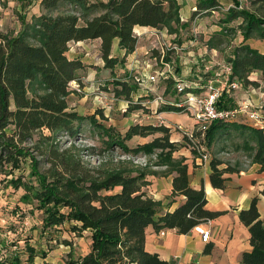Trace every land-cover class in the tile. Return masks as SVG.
I'll return each mask as SVG.
<instances>
[{
    "label": "trees",
    "instance_id": "obj_1",
    "mask_svg": "<svg viewBox=\"0 0 264 264\" xmlns=\"http://www.w3.org/2000/svg\"><path fill=\"white\" fill-rule=\"evenodd\" d=\"M232 1L235 6L217 19L222 29L208 40L210 47L219 49L236 31L243 35V42L264 40V0H248L246 5ZM219 2L200 0L195 13L211 14L223 5ZM40 5L42 12L23 17L16 34L0 31V174L12 175L5 180L25 190L24 201L36 202L42 211L43 233L67 222L78 236L91 231L89 251L75 257L71 249L67 264H171L146 249L148 226L156 232L176 229L186 234L199 223L222 214L206 208L204 188L191 186L186 157L174 156L182 147H189V142L186 137L172 140V128L165 124L135 123L122 133L103 121L107 118L103 109L84 115L71 108L69 84L80 80L78 71L84 65L80 59L70 58L68 51L73 41L99 39L105 67L114 68L120 61L111 56L115 39H119L121 48L132 52L138 42L134 32L138 25L166 29L178 37L187 27V22L181 21L180 4L177 0H41ZM237 21L236 26L229 25ZM168 55L165 59L171 61ZM226 62L232 65V79L245 87H260L264 93L263 52L243 43L235 47ZM115 80L114 94L132 101L139 82L135 78ZM165 82L167 88H175L173 76ZM224 96L218 105L229 106L231 99ZM141 107L140 103H130L127 111ZM159 110L182 109L164 104ZM233 122L211 123L201 138L206 151V145L212 146ZM87 124L100 143L94 147L100 151L121 150L126 158L103 159L94 166L83 161L75 144L60 146L64 135L76 138ZM235 126L244 131L243 146L251 163L260 164L264 170V128L248 122ZM134 136L152 139L129 146ZM141 155L154 156L155 160L138 164L134 158ZM27 162L29 175L16 174ZM223 163L217 157L211 160L210 179L216 188L226 187V173L243 170L239 164L221 168ZM157 166L163 170H155ZM172 173L173 195H184L186 200L174 211L159 215L161 202L145 190L147 177ZM118 186L121 189L116 192ZM240 219L249 228L252 245L243 253L242 263L264 264V219L260 218L257 197L248 209L240 211ZM38 257L45 260L48 251L30 239L21 246L16 240L0 238V264H35Z\"/></svg>",
    "mask_w": 264,
    "mask_h": 264
},
{
    "label": "crops",
    "instance_id": "obj_2",
    "mask_svg": "<svg viewBox=\"0 0 264 264\" xmlns=\"http://www.w3.org/2000/svg\"><path fill=\"white\" fill-rule=\"evenodd\" d=\"M40 1L41 0H38V13L34 11L33 14L38 15L42 12ZM177 1L180 4L181 18H184L186 20L185 22L191 24L190 27H186L185 29H191L194 33V37L188 40L184 39L180 44H177L178 49L173 50L172 54H169L168 51L169 55H167L171 59L173 68L175 69L177 65L182 66L181 70H178V74L172 72L170 76L184 80L187 83L192 82L193 79L199 83H204V78L211 75V73H205L204 67L208 63L214 64L215 60H218L212 54L214 49L217 50V52L218 49L210 47L208 45V40L213 34L222 29V25L217 22L220 12L215 14H206L204 12L195 13L196 11L194 8L198 7L200 0ZM230 3H233V1L220 0L219 2V4L223 5H228ZM33 14H30L29 18ZM210 22L213 23L208 25ZM238 23L239 21L232 24L230 23L229 25L236 26ZM154 29L160 30L161 28L139 25L134 28V32L138 37V42L136 48L132 52H127L126 49L121 48L119 39H115L111 56L118 57L119 59L123 58V60H125L122 64V66H124L122 71L125 75L117 79L130 80L133 78L132 75L135 76V74L141 72L143 75L153 74L155 70V68H153L154 64H161V66H163L162 63L156 61L155 58L160 54L163 45L167 43L166 37L170 36L174 39H179L183 38L185 33L184 29H181V33L177 37L176 34H170L166 29H161L164 31L163 34L157 35L153 33ZM238 33H240V31H238ZM202 37L203 40L201 39ZM235 40V42H237L236 46L247 43L251 47L264 53V40L262 39L251 38L243 42V35L240 34L237 35ZM100 45L99 39L73 41L70 43L69 52L72 53V55L70 54L71 57H69L72 59H80L83 62L84 68L88 73V80L93 79L94 72H98L100 68L97 66L100 65L99 60H102L103 63L101 71L104 69L105 62L101 55ZM215 55L217 56V54ZM231 55L232 54H228V56ZM93 57L97 58L95 62L92 60ZM216 66L217 65H215V68ZM106 69H108V67ZM109 69L114 72L118 71V68ZM201 74L202 77H200ZM256 75L259 76V74ZM113 79H116V77ZM165 79L166 78L162 79L163 83L161 85L164 90L156 93H154L156 82L154 81V83L146 79L145 84L139 86L138 91L132 94V101L101 91L107 96L104 102L101 103V107L104 108L105 116L108 118V120L106 119L108 125L119 127L121 124H124V129L120 131L122 133H125L129 127L135 123L154 125L165 124L167 126L180 123L188 128H194L193 120H187L185 114H182L181 111L159 110L164 103L155 100L158 95H163L169 100L178 101L181 99V96L176 93L174 87L167 88ZM93 83L97 86L100 85L98 82ZM252 87L253 86H242L231 94H225L224 97L231 99L229 101L231 104L227 107H233L239 99L245 96H250L256 104L262 103L264 97H262L263 92L261 88ZM86 88L93 92L95 85ZM97 93L94 101L95 103H100L97 98ZM152 94L153 97H150ZM85 97H88V94H86ZM114 101H117L116 105H118L115 109H121V112L115 113V116L118 118L116 120L113 119L111 110ZM129 103H140L143 107L127 111ZM71 106L80 112L78 107L74 106V104H71ZM237 121L252 124V122L247 121L245 117H241ZM136 137L145 139L142 143L152 139L149 138L152 136H134L132 139ZM171 138L172 140L180 141L183 139V136L181 132L172 129ZM174 156L186 157L191 186L196 189L204 188L207 195L206 208L211 211L222 212V214L216 218L199 223L186 234H180L176 229H165L156 232L153 226L150 225L146 230V249L151 253L159 254L160 258L169 261L171 264H243L242 255L244 252L250 251L252 245L250 243L249 228L241 221L240 211L248 209L253 198L257 197L260 218L264 219V194H262V190L264 189V170H261V165L258 163H251L240 172L226 173L225 176L228 177L226 187L216 188L212 185L210 179V174L212 172V156L208 161H202L186 146L176 151ZM225 166L224 163L220 165L221 168ZM154 169L163 170V167L157 166L154 167ZM174 176L175 174L172 173L168 175L152 174L147 177L149 184L145 187V190L151 197L161 202L159 215L174 211L186 200L184 195H173ZM120 189L121 187L118 186L115 188V191L117 192ZM202 229L210 230V236L207 241L202 238Z\"/></svg>",
    "mask_w": 264,
    "mask_h": 264
},
{
    "label": "rangeland",
    "instance_id": "obj_3",
    "mask_svg": "<svg viewBox=\"0 0 264 264\" xmlns=\"http://www.w3.org/2000/svg\"><path fill=\"white\" fill-rule=\"evenodd\" d=\"M240 1L243 5H246L248 2V0ZM38 9V0H0V31L16 34L22 26V18H29L30 14H33L34 11H37L38 13ZM223 12L225 11H220L218 17H221ZM213 22H210L208 25H211ZM190 25V23H187V27H190ZM184 32V36L183 38H179L180 40L167 36V43L171 42L180 44L184 39L188 40L194 37V33L191 31V29H184ZM240 34L241 33H238L237 31L232 33V35H230L231 40L220 45L215 58H217L220 62L226 60L228 54L233 53L237 43L235 42V39L237 35ZM201 39L203 40V37ZM172 51L173 50H169V54H172ZM70 54L72 55V53L68 51V55L71 57ZM96 59V57H93L92 60L95 62ZM119 60L120 61L118 62V65L114 67V69L118 68L117 72L111 71L109 68L106 69L107 67L105 66L101 71V66H103V63L102 60H99L100 65L97 66L100 68L98 69L97 73H93V79L91 80L87 79L88 73L84 67L79 69L78 73L80 80L78 81L81 85L82 92L71 90V93L73 94H70L69 97L70 107L73 108L71 104H74V106L78 107L80 113L84 115H91V113L93 114L97 109H101L102 104L95 103L94 101L96 93L102 91L104 93H111L112 95H115L113 89L114 82H116V80L113 78H122L125 75V73L122 71L124 67L122 64L125 60ZM160 66L161 64H154L153 68H155V71L157 69H161L162 71V69L165 68L167 70V67L164 65L161 67ZM181 67L182 66L179 65L175 66V69L172 67V71L178 74V70L180 71ZM217 67L218 69H221L220 65H217L216 68ZM135 76H142L146 80L142 72L135 74ZM135 76L132 75L133 78H135ZM200 77H202V74ZM162 79V76H158V78H156L154 93L164 90V88L161 86L163 83ZM193 81L195 80L193 79ZM93 82H98L100 85L97 86ZM92 85H95L93 92L86 88ZM86 94H88V97H85ZM150 97H153V94ZM116 102L117 101H114L112 103L113 108L111 109L114 120L118 119L117 116H115V113L121 112V109H115V107L118 106L116 105ZM182 114H185V118L187 120L192 121L191 116H189L187 113L182 112ZM97 118L101 119V116L98 115ZM106 119L108 120V118ZM106 119L103 120L105 123L108 122ZM235 124L244 123H230L224 131H221L222 134L219 135V139L212 146L206 145L208 149L207 153L210 157L212 156V158L217 157L223 160L225 165L230 164L234 166L239 164L241 168L245 169L251 164V158L249 156V152L243 146L245 139L243 134L244 131L240 130L239 127L235 126ZM120 126L116 127L119 131L123 130L125 125L121 124ZM93 132L94 130L89 124L84 125L83 130L76 138H69L68 136L64 135L61 138L60 146L65 148L71 144H75L76 147L79 148L78 151L82 156L81 158L83 161L89 162L94 166H97L103 159L110 160L113 158H126V156L121 155V150L113 152L100 151V149L94 147L99 146L100 143L98 137L96 134L94 135ZM144 140L145 139L143 138L141 139L140 137H136L128 141V145L136 146L137 144L142 143ZM154 160V156L141 155L134 158V161L141 165H146L149 162L152 163ZM29 171L30 165L27 162L21 169H17L16 174L19 175L23 173L25 176H28ZM11 177L12 175L6 177L5 174H0V238L7 239L9 242L16 240L21 246H24V240L28 238L30 239V242L36 246H42L48 251V257L45 260L38 257L35 264H44V262L47 264H67V260L69 259V251L71 249H73L75 257L84 255V253L89 251L91 245V231H83L82 235L78 236L76 233L72 232L71 224L69 222L57 227L55 230L48 229L45 233H43L42 211L36 207V202L30 203L22 199V196L25 193V190L22 187L15 188L14 186L7 183L5 179H10ZM66 240L70 244L66 243ZM12 248L15 249L16 247L14 246Z\"/></svg>",
    "mask_w": 264,
    "mask_h": 264
},
{
    "label": "built area",
    "instance_id": "obj_4",
    "mask_svg": "<svg viewBox=\"0 0 264 264\" xmlns=\"http://www.w3.org/2000/svg\"><path fill=\"white\" fill-rule=\"evenodd\" d=\"M234 3L228 5H219L212 10L215 14L220 11H227L230 7H234ZM196 10V8H194ZM182 22L186 20L181 18ZM163 30L154 29L153 33L162 35ZM178 45L175 43H166L161 49L160 55L156 57V61L161 62L165 69H157L153 74L143 75L150 81H155L158 76L168 78L172 74V63L165 58L169 50H177ZM214 56L217 50L214 49L212 53ZM215 65H220L221 69L215 68ZM205 73L210 74L209 77L204 78V83L193 81L190 83L184 80L175 78L176 93L181 96L178 101L166 99L163 95H158L155 100L164 104H171L180 107L181 112L187 113L191 116L194 122V128H188L182 124L175 123L168 125L172 129L181 132L183 138L186 137L189 142V147L202 161L210 159L201 138L204 137L206 130L214 121L233 122L241 117L247 118V121L252 122L253 125L264 128V110L263 102L256 104L250 96H245L237 101L233 107L220 106L218 101L225 95L231 94L233 91L240 89L243 85L237 79H232V65L226 61L220 62L215 60L214 64L208 63L205 67ZM135 79L142 86L145 84V79L142 76H135ZM201 79V78H200ZM203 81V80H201ZM70 90L82 92L81 85L78 80H72L69 84ZM254 88V87H252ZM107 96L102 93H97V98L100 103L104 102ZM264 97V93L262 95ZM165 123V122H162ZM197 226V225H196ZM203 240L207 241L210 236L209 229L201 230Z\"/></svg>",
    "mask_w": 264,
    "mask_h": 264
}]
</instances>
